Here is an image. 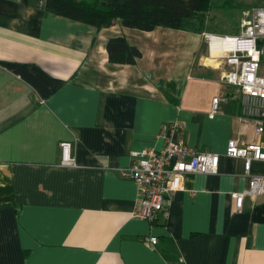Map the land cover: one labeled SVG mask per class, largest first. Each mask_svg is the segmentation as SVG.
Instances as JSON below:
<instances>
[{"label": "crops", "instance_id": "crops-1", "mask_svg": "<svg viewBox=\"0 0 264 264\" xmlns=\"http://www.w3.org/2000/svg\"><path fill=\"white\" fill-rule=\"evenodd\" d=\"M189 28H96L39 0H0V264H264V194L234 206L248 177L224 153L230 138L264 144V132L221 82L205 30ZM113 36L139 50L133 64L107 60ZM173 123L186 144L219 155L217 170L185 174L153 222L133 217L135 185L119 171L131 153L159 149ZM63 141L74 166L59 163ZM249 172L264 176V161Z\"/></svg>", "mask_w": 264, "mask_h": 264}, {"label": "built area", "instance_id": "built-area-1", "mask_svg": "<svg viewBox=\"0 0 264 264\" xmlns=\"http://www.w3.org/2000/svg\"><path fill=\"white\" fill-rule=\"evenodd\" d=\"M201 34L209 58L222 61L224 68L220 74L221 82L236 89L241 114L250 117L254 133L261 134L264 132V75L259 72V65L264 59V4L252 7L234 34ZM218 101L217 97L211 99L210 116L216 112ZM164 128L159 133L163 141L159 149L146 148L131 153L130 164L119 171L121 177L131 180L135 185L132 216L149 222L164 208V199L182 189L185 174L215 173L219 159L217 153L186 144L179 137L180 127L176 123ZM71 145L69 141L59 143L61 165H75L70 153ZM224 153L228 157L240 158L244 174L248 177L245 189L230 193L234 206L240 208L243 197L264 194V176L249 172L251 160L264 161V144H244L236 138H230ZM143 241L153 246L157 239L147 236Z\"/></svg>", "mask_w": 264, "mask_h": 264}, {"label": "trees", "instance_id": "trees-1", "mask_svg": "<svg viewBox=\"0 0 264 264\" xmlns=\"http://www.w3.org/2000/svg\"><path fill=\"white\" fill-rule=\"evenodd\" d=\"M41 4L46 12L96 28L118 23L138 30L157 26L187 29L192 24L189 29L199 33L206 29L207 13L216 8L210 0H41ZM105 50L107 60L113 63L133 64L140 56L122 36L109 37ZM172 260L169 264H180Z\"/></svg>", "mask_w": 264, "mask_h": 264}, {"label": "rangeland", "instance_id": "rangeland-1", "mask_svg": "<svg viewBox=\"0 0 264 264\" xmlns=\"http://www.w3.org/2000/svg\"><path fill=\"white\" fill-rule=\"evenodd\" d=\"M211 2L212 4H219L220 0H211ZM232 2L237 3L239 6L229 9L231 12H223L226 11L225 8L223 10L221 9L222 11L214 8L210 11V14H207L206 19L210 20L205 21V25H209L210 27L208 28L210 30L225 33L237 32L240 21L246 16L247 9L259 4V0H232ZM262 4H264V1H262ZM262 70L264 69L262 68Z\"/></svg>", "mask_w": 264, "mask_h": 264}]
</instances>
